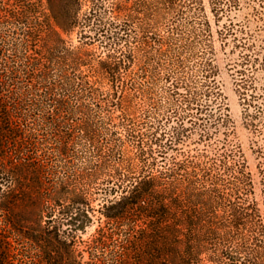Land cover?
I'll list each match as a JSON object with an SVG mask.
<instances>
[{"label":"trees","instance_id":"16d2710c","mask_svg":"<svg viewBox=\"0 0 264 264\" xmlns=\"http://www.w3.org/2000/svg\"><path fill=\"white\" fill-rule=\"evenodd\" d=\"M207 3L264 196V0ZM213 54L203 0H0V264H264Z\"/></svg>","mask_w":264,"mask_h":264},{"label":"rangeland","instance_id":"374dc122","mask_svg":"<svg viewBox=\"0 0 264 264\" xmlns=\"http://www.w3.org/2000/svg\"><path fill=\"white\" fill-rule=\"evenodd\" d=\"M205 12L210 23L211 32H212V47L214 55V64L217 68V74L215 76L220 92L223 97V102L225 104V113L228 115V124L223 126L221 132L230 133V139L237 144L243 155V159L246 165V170L250 172L253 186H254V195L253 198L257 201L259 207L264 209L263 200L264 196L262 194L263 185L260 183V174L258 171V162L259 159L254 152L253 140L256 136L247 128L243 115H242V105L240 96L237 92V86L234 82V76L232 69L229 67V60L234 58L233 54H230V47L225 46L223 48L222 42L218 36L217 30L219 27L215 24L213 15L210 12L209 5L207 0H203ZM242 12H239V17ZM64 38L72 44H77V33L76 30L72 31L68 35H63ZM96 49V48H95ZM261 137V135H258ZM195 138L196 136L193 135ZM187 145L186 149H193L195 144L193 140ZM90 205L96 210L99 208L101 203V193L100 190L96 188H91L90 191ZM97 224L87 228V231L82 234V239H87L95 230Z\"/></svg>","mask_w":264,"mask_h":264}]
</instances>
